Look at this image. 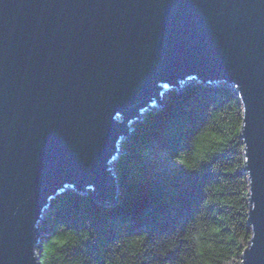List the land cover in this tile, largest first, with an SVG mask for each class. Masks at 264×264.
<instances>
[{
  "label": "water",
  "instance_id": "95a60500",
  "mask_svg": "<svg viewBox=\"0 0 264 264\" xmlns=\"http://www.w3.org/2000/svg\"><path fill=\"white\" fill-rule=\"evenodd\" d=\"M192 83L241 103V264H264V0H0V264H40L60 192L115 203L132 123Z\"/></svg>",
  "mask_w": 264,
  "mask_h": 264
},
{
  "label": "trees",
  "instance_id": "16d2710c",
  "mask_svg": "<svg viewBox=\"0 0 264 264\" xmlns=\"http://www.w3.org/2000/svg\"><path fill=\"white\" fill-rule=\"evenodd\" d=\"M241 123L228 85L168 90L121 142L115 203L73 189L50 200L40 264H241L252 233Z\"/></svg>",
  "mask_w": 264,
  "mask_h": 264
},
{
  "label": "rangeland",
  "instance_id": "374dc122",
  "mask_svg": "<svg viewBox=\"0 0 264 264\" xmlns=\"http://www.w3.org/2000/svg\"><path fill=\"white\" fill-rule=\"evenodd\" d=\"M167 92H168V89H166L165 91H163V93H162V100H164ZM113 163H114V161H113Z\"/></svg>",
  "mask_w": 264,
  "mask_h": 264
}]
</instances>
